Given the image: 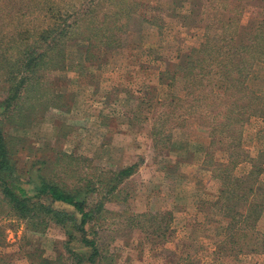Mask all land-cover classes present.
Wrapping results in <instances>:
<instances>
[{
    "label": "rangeland",
    "instance_id": "obj_1",
    "mask_svg": "<svg viewBox=\"0 0 264 264\" xmlns=\"http://www.w3.org/2000/svg\"><path fill=\"white\" fill-rule=\"evenodd\" d=\"M182 5L179 0H0V97L7 87L3 58L14 60L21 41L48 27L52 16L60 14L71 26L65 69L36 76L21 100L23 128L8 126L6 133L22 173L36 162L61 185L139 163L118 197L105 204L108 213L98 228L105 263L264 264V251H248L257 249L254 245L237 253L217 244L226 224L210 207L220 189L213 170L226 161L230 137L209 150L208 120L199 121L198 112L185 115L187 110L180 117L184 82L179 76L170 80L169 66L204 38L203 26L182 24L189 4ZM257 13L247 6L241 24ZM248 86L264 95V66L253 68ZM239 135L234 138L246 161L235 173L242 176L264 158V120L251 117ZM3 207L0 255L8 264L53 263L65 252L59 227L37 234ZM165 212L171 221L157 217L136 226L130 220ZM256 233L264 237V210Z\"/></svg>",
    "mask_w": 264,
    "mask_h": 264
},
{
    "label": "trees",
    "instance_id": "obj_2",
    "mask_svg": "<svg viewBox=\"0 0 264 264\" xmlns=\"http://www.w3.org/2000/svg\"><path fill=\"white\" fill-rule=\"evenodd\" d=\"M184 2L189 9L180 17L182 24L203 26L204 38L169 66L170 80L179 76L184 82L185 95L179 99V108L183 110L180 117L187 110L189 114L185 115L198 112L199 121L208 120L204 124H208L212 137L209 150L223 143L222 137H230L226 161L216 162L213 170L220 189L210 207L226 224L217 244L221 251L228 248L240 253L251 245L257 249L248 251H264V237L256 233L264 210V158L252 162L248 173L237 175L236 166L246 158L234 138L240 137L242 125L251 117L264 120V95L248 86L253 68L264 66V0H179V8ZM247 6L258 9V13L243 26L240 17ZM50 20L52 23L31 35L30 41H21L14 60L3 58L7 87L0 97V207L4 206L37 234L45 233L50 225L61 229L65 236L61 248L65 252L59 253L53 263L41 260L39 264H107L98 245V228L108 213L105 204L118 197L120 185L137 172L139 163L109 171L104 177H84L75 185H61L44 176L36 162L22 173L6 133L8 126L23 128L18 123L23 113L21 100L36 83V76L45 70L65 69V46L70 41L71 26L60 14ZM116 42L115 39L112 44ZM157 217H163L161 221L165 222L172 219L171 213L165 212L135 214L130 220L140 226L142 220ZM0 264H8L1 255Z\"/></svg>",
    "mask_w": 264,
    "mask_h": 264
}]
</instances>
